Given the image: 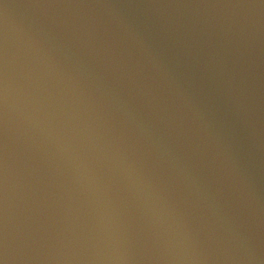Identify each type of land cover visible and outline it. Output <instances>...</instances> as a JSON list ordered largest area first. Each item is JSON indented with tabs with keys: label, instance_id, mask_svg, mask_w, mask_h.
I'll return each mask as SVG.
<instances>
[{
	"label": "water",
	"instance_id": "water-1",
	"mask_svg": "<svg viewBox=\"0 0 264 264\" xmlns=\"http://www.w3.org/2000/svg\"><path fill=\"white\" fill-rule=\"evenodd\" d=\"M0 264H264V0H0Z\"/></svg>",
	"mask_w": 264,
	"mask_h": 264
}]
</instances>
